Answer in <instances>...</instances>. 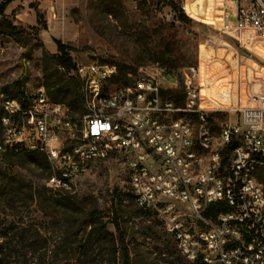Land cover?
<instances>
[{"label":"built area","instance_id":"built-area-1","mask_svg":"<svg viewBox=\"0 0 264 264\" xmlns=\"http://www.w3.org/2000/svg\"><path fill=\"white\" fill-rule=\"evenodd\" d=\"M171 1L190 16L203 3ZM220 1V33L251 45L264 39V0ZM60 71L81 80L85 115L73 117L43 86L20 99L1 92V152L46 154L56 192L72 191L91 163L122 156L136 205L162 222L190 264H264V104L247 106L215 137L207 117L232 101L203 93L200 66L183 73L182 104L163 96L174 72L141 67L122 83L109 64Z\"/></svg>","mask_w":264,"mask_h":264},{"label":"rangeland","instance_id":"rangeland-1","mask_svg":"<svg viewBox=\"0 0 264 264\" xmlns=\"http://www.w3.org/2000/svg\"><path fill=\"white\" fill-rule=\"evenodd\" d=\"M165 4V0L161 3L153 0L14 1L6 14L9 18L16 16L15 24L24 30L25 37L19 45L0 35V93L4 86L26 77L29 80L23 89L31 91L44 84L43 52L58 54V41L68 47L76 65L116 66L118 75L126 83L133 81L141 67L174 72L175 81H164L167 91L163 96L171 99L173 93L178 104L184 98L183 73L190 67L200 66L203 93L220 102L232 101L225 103L226 106L218 105L224 112L209 113L212 125L207 118L208 128L215 137L219 136L221 128L227 123L233 125L247 106L264 104V39L255 36L256 44L251 45L238 36L220 33L213 22L221 10L220 0H203L195 12L197 17L186 14L191 20L189 26L180 24ZM36 12L43 16V23H37L39 31L33 32L28 28L32 27L29 23L35 19ZM34 44L40 47L27 54ZM209 108L214 110L215 106ZM76 118H81L80 114ZM192 121L198 127L197 120ZM213 128L217 129L212 131ZM1 138L0 135V142ZM2 154L0 179L7 173ZM12 173L26 182L50 189L47 172L16 167ZM69 193L76 196L79 205L67 212L60 209L43 212L36 197L34 200L15 198L12 202L0 197V235L10 224L27 230L28 237L39 230L42 239L36 241L47 246L42 254L47 252V258L56 264L64 258H75L76 264H108L107 258H113L111 244L99 245L96 236L89 235L91 212L97 208L102 222L116 239L114 224L124 232L130 264H190L162 222L155 216L144 215L136 205L122 156L91 163L89 172ZM0 258L19 257L13 249L0 246ZM116 258V264H122L119 247Z\"/></svg>","mask_w":264,"mask_h":264},{"label":"trees","instance_id":"trees-1","mask_svg":"<svg viewBox=\"0 0 264 264\" xmlns=\"http://www.w3.org/2000/svg\"><path fill=\"white\" fill-rule=\"evenodd\" d=\"M16 0H3L0 3V35L12 39L17 44H23L24 41V30L19 28L16 22V16L11 18L7 17V9L11 3ZM161 3L163 0H153ZM166 6H168L172 12H174L176 20L185 26L191 24V20L182 12L180 7L171 0H165ZM36 18L38 25L43 23V16L40 12H36ZM33 32H38V27H29ZM40 47L38 44L30 46L28 53L31 54L33 51ZM58 54L49 55L43 52L42 64H43V74H44V84H41L48 93L50 99L54 103L65 104L73 117L76 118L78 114L80 117L85 115L84 102L82 97V83L77 77H68L65 72L60 71V68H65L67 71H72L76 69V64L68 51V47L61 42H57ZM172 72L170 70H166ZM29 78H25L22 81H18L11 86H4L1 92L11 98H22L23 87L28 82ZM118 81L125 82L124 78L118 77ZM171 100L179 103L178 98H175L173 93H171ZM3 115V110L0 107V135L2 137V126L1 118ZM208 115V121L212 125L213 121ZM217 128H213L215 131ZM1 152V151H0ZM3 161L7 165V173L0 179V197L6 198L8 201H14L16 198H24L34 200L36 197L39 200L41 211L47 212L51 209L63 210L67 212L70 209H75V206L79 205L76 196H73L69 192H54L51 189H46L41 187L40 184L35 182H26L22 178L13 175V170L16 167L20 168H32L34 170L40 171L42 173L47 172V179L52 175V165L48 160L46 154L42 152H18L10 153L3 152ZM1 167V166H0ZM258 180L264 186V168L258 172ZM214 208V207H213ZM141 210V209H140ZM144 215L153 216L152 214L141 210ZM78 213V211L76 212ZM214 214L213 209H211L206 216ZM116 231L118 233V238L116 239L115 234L107 229L105 223L102 222L100 214L97 208H94L91 212V224L89 227L91 231L89 235H95L97 238V243L101 245L102 243H110L112 248L113 258H107L108 264H116L117 249L123 255L122 264H130L129 249L125 245V234L121 230L120 226L116 223L114 224ZM15 227L14 224H10L3 234L0 235L1 247L5 249L15 251V254L19 258H0V264H56L47 258V252L42 254V251L47 247L42 245L37 238H41L40 231L35 230V235L32 237L27 236V230H23L19 227ZM17 239V240H16ZM119 245V246H118ZM31 255V258H28ZM22 257V258H21ZM10 259H13L12 261ZM75 258H64L61 260L60 264H76ZM81 262V261H80ZM107 263V262H106Z\"/></svg>","mask_w":264,"mask_h":264},{"label":"crops","instance_id":"crops-1","mask_svg":"<svg viewBox=\"0 0 264 264\" xmlns=\"http://www.w3.org/2000/svg\"><path fill=\"white\" fill-rule=\"evenodd\" d=\"M56 1H57V0H56ZM29 25L32 26V27H36V26H37V18L35 17V19L32 20V22L29 23Z\"/></svg>","mask_w":264,"mask_h":264}]
</instances>
